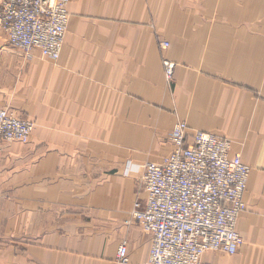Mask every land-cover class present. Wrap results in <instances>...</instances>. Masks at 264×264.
<instances>
[{
	"label": "crops",
	"instance_id": "1",
	"mask_svg": "<svg viewBox=\"0 0 264 264\" xmlns=\"http://www.w3.org/2000/svg\"><path fill=\"white\" fill-rule=\"evenodd\" d=\"M68 10L56 61L12 46L0 20V110L35 123L28 142H0V264H117L124 240L133 263L147 261L152 234L131 210L145 197L141 166L174 151L179 120L230 139L251 168L242 246L201 263L264 264V0ZM164 57L176 63L171 83Z\"/></svg>",
	"mask_w": 264,
	"mask_h": 264
},
{
	"label": "built area",
	"instance_id": "2",
	"mask_svg": "<svg viewBox=\"0 0 264 264\" xmlns=\"http://www.w3.org/2000/svg\"><path fill=\"white\" fill-rule=\"evenodd\" d=\"M70 0H2L0 20L9 42L30 56L39 50L58 60L67 35ZM167 50L169 41H159ZM166 80H174L176 63L163 58ZM35 123L10 108L0 110V142L30 140ZM174 151L161 162L141 166L144 198H137L132 219L152 234L149 258L133 263L126 240L117 264H202L209 251L235 254L243 244L237 230L251 168L240 154L231 156V140L189 131L179 120L171 134Z\"/></svg>",
	"mask_w": 264,
	"mask_h": 264
}]
</instances>
